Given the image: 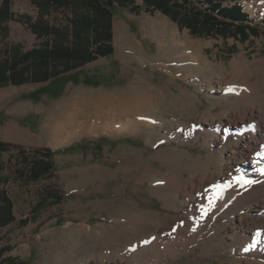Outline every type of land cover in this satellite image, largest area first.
Here are the masks:
<instances>
[{
    "label": "rangeland",
    "instance_id": "obj_1",
    "mask_svg": "<svg viewBox=\"0 0 264 264\" xmlns=\"http://www.w3.org/2000/svg\"><path fill=\"white\" fill-rule=\"evenodd\" d=\"M242 2L257 29L249 40L194 36L161 12L116 6L115 52L80 67L60 96L21 97L48 83L0 87V121L29 133L17 144L56 151L52 173L38 181L16 176L19 162L0 152V174L15 173L0 181L17 217L2 228L5 256L24 264H264V2ZM12 10L38 15L32 0H12ZM64 18L62 10L50 16ZM8 27L0 49L43 41L17 20ZM142 86L163 96L156 117L122 122L116 111H88ZM65 100V112L48 117ZM50 191L63 199H47Z\"/></svg>",
    "mask_w": 264,
    "mask_h": 264
},
{
    "label": "trees",
    "instance_id": "obj_2",
    "mask_svg": "<svg viewBox=\"0 0 264 264\" xmlns=\"http://www.w3.org/2000/svg\"><path fill=\"white\" fill-rule=\"evenodd\" d=\"M32 1L38 8L36 18L27 13H14L12 0H2L0 4L1 40L8 37V22L13 19L43 39L40 45L27 50L19 44L0 49V87L48 83L22 95L23 99H39L43 93L60 96L65 84L78 81L71 75L80 67L113 54L116 6L128 8L132 13L161 12L177 23L180 30L186 28L198 37H233L246 41L257 35V29L251 24V14L237 0H142V4L137 0ZM60 10L65 13L64 21H51L53 12ZM15 150L19 154H14ZM0 152H8L11 158L17 159L20 166L15 168V173L20 179L38 181L51 174L55 167L56 151L48 146L28 149L0 139ZM4 168V163H0V170ZM10 174H0V181L9 182ZM50 198L60 202L63 196L50 191L47 199ZM29 220L22 218L19 224L26 225ZM15 221L14 201L5 190H0V243L4 240L2 228ZM8 250L10 246L0 248V264H24L16 257L5 256Z\"/></svg>",
    "mask_w": 264,
    "mask_h": 264
},
{
    "label": "bare ground",
    "instance_id": "obj_3",
    "mask_svg": "<svg viewBox=\"0 0 264 264\" xmlns=\"http://www.w3.org/2000/svg\"><path fill=\"white\" fill-rule=\"evenodd\" d=\"M134 89H129L130 92L123 95L122 98L115 104L108 103L107 101H105L104 103H100L103 105L99 107H93L88 104V111L94 110L93 108H100L106 111H104L106 117H110L112 112L116 111L113 113L115 115L114 118H120L122 119V122L124 120H132L136 116V114L139 115V117L135 118L140 119L142 117H147L148 115H150L151 117H156V115L161 113L164 105L163 96L161 94H155L156 90L152 87H145V89L143 88L144 90H141V93L140 90L137 91ZM100 104H97L96 106ZM155 106H157V113H154L156 112V110L154 109Z\"/></svg>",
    "mask_w": 264,
    "mask_h": 264
},
{
    "label": "crops",
    "instance_id": "obj_4",
    "mask_svg": "<svg viewBox=\"0 0 264 264\" xmlns=\"http://www.w3.org/2000/svg\"><path fill=\"white\" fill-rule=\"evenodd\" d=\"M238 2L244 4L242 2V0H237ZM245 10H246V6L244 4ZM248 11V10H246ZM249 12V11H248ZM250 13V12H249ZM252 17V16H251ZM175 23V22H174ZM253 22H251L252 24ZM177 24V23H176ZM115 26V25H114ZM115 33V32H114ZM219 37V36H218ZM251 38V37H250ZM68 101H61L59 103L53 104L51 109L48 112V117L50 113H52V111H58V112H65V105L64 103H67ZM71 104L74 102H70ZM77 102L75 101V103L73 104L76 105ZM16 113H19L16 108H15ZM3 122L2 123V129L0 131V137L2 140L8 141V142H13V143H26L24 141L25 140V136H28V130H26L25 128H20V126H17L15 124H13V120L12 119H8V120H4V121H0ZM20 124H22L21 122H19Z\"/></svg>",
    "mask_w": 264,
    "mask_h": 264
},
{
    "label": "snow or ice",
    "instance_id": "obj_5",
    "mask_svg": "<svg viewBox=\"0 0 264 264\" xmlns=\"http://www.w3.org/2000/svg\"><path fill=\"white\" fill-rule=\"evenodd\" d=\"M262 2H264V0H262Z\"/></svg>",
    "mask_w": 264,
    "mask_h": 264
}]
</instances>
